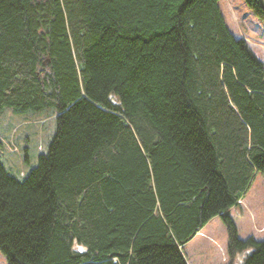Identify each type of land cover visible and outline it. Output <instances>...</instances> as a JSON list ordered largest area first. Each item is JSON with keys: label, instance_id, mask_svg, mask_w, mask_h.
I'll return each instance as SVG.
<instances>
[{"label": "trees", "instance_id": "1", "mask_svg": "<svg viewBox=\"0 0 264 264\" xmlns=\"http://www.w3.org/2000/svg\"><path fill=\"white\" fill-rule=\"evenodd\" d=\"M220 1L0 0V110L57 123L24 180L0 161L8 264H190L216 217L264 264L231 216L264 173V61Z\"/></svg>", "mask_w": 264, "mask_h": 264}, {"label": "rangeland", "instance_id": "2", "mask_svg": "<svg viewBox=\"0 0 264 264\" xmlns=\"http://www.w3.org/2000/svg\"><path fill=\"white\" fill-rule=\"evenodd\" d=\"M226 23L237 37H244L258 58L264 61V20L248 7L245 0H221ZM56 116L14 109L0 110V161L9 175L24 180L46 153L56 130ZM28 158V159H27ZM243 240H264V173L256 172L252 184L239 205L231 211ZM81 249V247H77ZM185 252L190 264H231L226 225L216 217L189 243ZM252 251L238 253L232 264H243ZM0 264H8L0 251Z\"/></svg>", "mask_w": 264, "mask_h": 264}, {"label": "water", "instance_id": "3", "mask_svg": "<svg viewBox=\"0 0 264 264\" xmlns=\"http://www.w3.org/2000/svg\"><path fill=\"white\" fill-rule=\"evenodd\" d=\"M260 1V5L262 7V9H264V0H259Z\"/></svg>", "mask_w": 264, "mask_h": 264}, {"label": "crops", "instance_id": "4", "mask_svg": "<svg viewBox=\"0 0 264 264\" xmlns=\"http://www.w3.org/2000/svg\"><path fill=\"white\" fill-rule=\"evenodd\" d=\"M241 202H243V199L240 201V204H239L240 206H241ZM235 208H236V207H235ZM235 208H234V209H235ZM232 210H233V209H232Z\"/></svg>", "mask_w": 264, "mask_h": 264}]
</instances>
